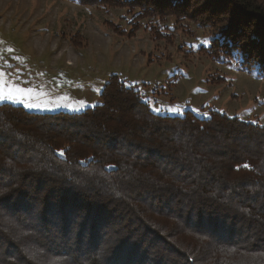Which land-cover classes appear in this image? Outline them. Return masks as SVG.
I'll return each mask as SVG.
<instances>
[{
	"label": "trees",
	"instance_id": "obj_1",
	"mask_svg": "<svg viewBox=\"0 0 264 264\" xmlns=\"http://www.w3.org/2000/svg\"><path fill=\"white\" fill-rule=\"evenodd\" d=\"M76 1L216 15L219 51L264 76V0ZM100 101L0 103V264H264V126L155 113L115 75Z\"/></svg>",
	"mask_w": 264,
	"mask_h": 264
},
{
	"label": "rangeland",
	"instance_id": "obj_2",
	"mask_svg": "<svg viewBox=\"0 0 264 264\" xmlns=\"http://www.w3.org/2000/svg\"><path fill=\"white\" fill-rule=\"evenodd\" d=\"M149 6L0 0V73L43 93L41 100L72 107L0 103L32 113H79L100 104L104 84L115 75L155 113L190 110L206 117L215 111L264 126V76L244 69L238 52L219 51L216 37L225 21Z\"/></svg>",
	"mask_w": 264,
	"mask_h": 264
},
{
	"label": "snow or ice",
	"instance_id": "obj_3",
	"mask_svg": "<svg viewBox=\"0 0 264 264\" xmlns=\"http://www.w3.org/2000/svg\"><path fill=\"white\" fill-rule=\"evenodd\" d=\"M43 95V93H38L32 88L21 87L20 85L13 83L11 80L5 79L4 74L0 73V101H11L13 103H20L28 108H48L50 104H54L57 107H72V105L67 103L61 105L54 101L41 100L40 98ZM155 111H160V109L157 108L155 109ZM61 155H63V151H61ZM243 167L250 168L251 166L248 164H244ZM21 235L25 234L21 233ZM28 254H30V250H26V255ZM30 258L35 259L34 256H30Z\"/></svg>",
	"mask_w": 264,
	"mask_h": 264
}]
</instances>
